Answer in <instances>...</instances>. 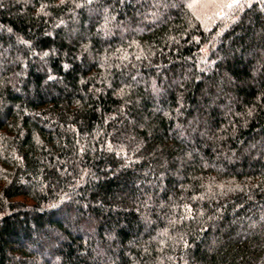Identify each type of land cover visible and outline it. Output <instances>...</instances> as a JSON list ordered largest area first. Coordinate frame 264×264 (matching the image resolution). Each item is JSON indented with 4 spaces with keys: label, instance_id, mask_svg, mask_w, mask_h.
Masks as SVG:
<instances>
[{
    "label": "trees",
    "instance_id": "trees-1",
    "mask_svg": "<svg viewBox=\"0 0 264 264\" xmlns=\"http://www.w3.org/2000/svg\"><path fill=\"white\" fill-rule=\"evenodd\" d=\"M0 264H264V0H0Z\"/></svg>",
    "mask_w": 264,
    "mask_h": 264
},
{
    "label": "rangeland",
    "instance_id": "rangeland-1",
    "mask_svg": "<svg viewBox=\"0 0 264 264\" xmlns=\"http://www.w3.org/2000/svg\"><path fill=\"white\" fill-rule=\"evenodd\" d=\"M202 7H205V6H202Z\"/></svg>",
    "mask_w": 264,
    "mask_h": 264
},
{
    "label": "snow or ice",
    "instance_id": "snow-or-ice-1",
    "mask_svg": "<svg viewBox=\"0 0 264 264\" xmlns=\"http://www.w3.org/2000/svg\"><path fill=\"white\" fill-rule=\"evenodd\" d=\"M229 6H231V5H229Z\"/></svg>",
    "mask_w": 264,
    "mask_h": 264
}]
</instances>
